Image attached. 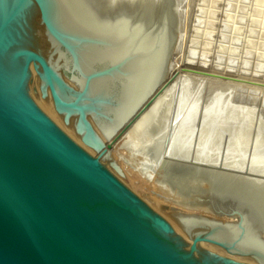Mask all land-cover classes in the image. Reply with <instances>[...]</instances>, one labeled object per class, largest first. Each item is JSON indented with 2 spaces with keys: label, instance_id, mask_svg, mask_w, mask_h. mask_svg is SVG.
<instances>
[{
  "label": "water",
  "instance_id": "obj_1",
  "mask_svg": "<svg viewBox=\"0 0 264 264\" xmlns=\"http://www.w3.org/2000/svg\"><path fill=\"white\" fill-rule=\"evenodd\" d=\"M178 27L176 0H0V264H264V174L165 153L179 230L112 157Z\"/></svg>",
  "mask_w": 264,
  "mask_h": 264
},
{
  "label": "rangeland",
  "instance_id": "obj_2",
  "mask_svg": "<svg viewBox=\"0 0 264 264\" xmlns=\"http://www.w3.org/2000/svg\"><path fill=\"white\" fill-rule=\"evenodd\" d=\"M250 1H179L181 3L178 8H183L179 9L182 11H180L182 17L180 16L179 26L181 33L178 35L179 42L177 41L174 56L171 57L170 73L161 87L163 86L164 89L176 81L177 87L178 85L183 86L182 108L193 106L198 110L195 116V122L198 125L196 126L194 120H191L185 127L187 133L185 139L187 138L188 141L189 137L190 141L191 136L194 135L191 140L194 147L200 142L199 126L202 129L204 123L201 112L209 110L215 103L219 105L218 110L225 108L230 101L239 102V104H254L257 117L264 116V0ZM184 109L179 108L177 116H180L181 110ZM254 123L256 124V119H254ZM188 128L189 130H187ZM191 128L194 130L191 131L193 134L188 132L192 130ZM257 130L258 128L252 131L255 133L251 137L252 141L259 133ZM262 133L264 135V131ZM119 140L122 141L114 144L111 154L123 167L122 177L180 230L181 228L165 212L164 207L166 205L181 207L162 196L156 182L134 168V165L129 162L128 151L124 146L123 139L120 137ZM263 148L262 145L258 150L259 154H255L256 157L260 154L264 156ZM250 153L249 158L251 159L254 154ZM104 161L110 165L108 157L104 158Z\"/></svg>",
  "mask_w": 264,
  "mask_h": 264
},
{
  "label": "bare ground",
  "instance_id": "obj_3",
  "mask_svg": "<svg viewBox=\"0 0 264 264\" xmlns=\"http://www.w3.org/2000/svg\"><path fill=\"white\" fill-rule=\"evenodd\" d=\"M179 1L176 0L177 7L181 3ZM180 8L181 7L178 8L179 26L181 23V10L183 9L181 8L180 12ZM181 20L183 19L181 18ZM179 31L181 30H179L178 27V33L174 48H176V45L179 42L178 35L181 33ZM174 59H172V61ZM170 65L171 57L168 65V73H170ZM168 75L169 74H167V76ZM175 83L176 81L168 87L164 88L161 93L156 97V99L137 118L133 125L121 136L124 142V146L128 151L129 162L134 165V168L139 170L144 176L150 178L152 174L156 175L154 173V170H156V166L159 165V163L161 162L162 156L165 153L169 152L172 155H179L185 158L195 159L198 161L219 164L225 167L222 169L244 173L242 172V170L248 168L253 173L264 174V156H261L260 154L258 155V157H256L255 155L258 153L260 147H262V145L264 146V135L262 133V131H264V116L259 115L260 118L259 116L257 117L255 105L249 103L239 104V102L233 103L232 101H230L229 104L222 110H218L217 107H219V105L218 103H215L213 107H211L209 110L201 112L203 113L202 121L204 123L202 125V123L200 122L202 125V129L201 126H199V131L201 133L199 137L200 142L198 144H196V142V146L194 147V144L192 145L191 142V140L194 138V135L191 136L192 139H190V141L188 137L187 141V138L185 139V136L187 135L185 127L191 120H194V122L196 121L195 116L198 110L193 106H187L185 107V109L182 108L183 86L178 85L177 87V84ZM179 108L184 110H181V115L177 116L179 114ZM254 119H256V124H254L255 126H257L256 128H258L257 131H259V133L257 134H262H260L259 136L257 135V137L254 138V140L252 141L251 137L254 133L252 131H255L256 129L254 128L255 126L253 124ZM192 124L194 125L193 122ZM252 124L254 127L252 126ZM197 125L198 124L196 123V126ZM191 129L192 130L188 132L191 133V131H194L193 128ZM187 130H189V128ZM250 152H253L252 154H254L251 159L249 158V155L251 154ZM203 244L209 245L206 242H204Z\"/></svg>",
  "mask_w": 264,
  "mask_h": 264
}]
</instances>
